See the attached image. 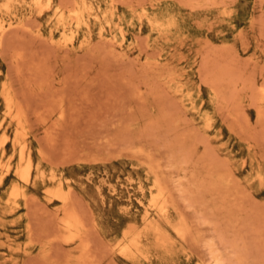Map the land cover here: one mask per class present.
<instances>
[{"label": "rangeland", "instance_id": "1", "mask_svg": "<svg viewBox=\"0 0 264 264\" xmlns=\"http://www.w3.org/2000/svg\"><path fill=\"white\" fill-rule=\"evenodd\" d=\"M30 1L0 0L4 24L18 21L0 37V264H264V0ZM94 13L122 25L128 49L111 43L108 25L99 37ZM21 148L27 184L15 172ZM153 173L168 194L165 244L148 233L143 253L125 255L155 215ZM13 184L23 196L10 195ZM64 209L81 239L67 237Z\"/></svg>", "mask_w": 264, "mask_h": 264}, {"label": "bare ground", "instance_id": "2", "mask_svg": "<svg viewBox=\"0 0 264 264\" xmlns=\"http://www.w3.org/2000/svg\"><path fill=\"white\" fill-rule=\"evenodd\" d=\"M18 1V0H17ZM29 1V0H28ZM33 3H35V4H37V3H39L40 2V0H31ZM30 1V2H31ZM46 1V0H45ZM111 1V0H110ZM114 1V3L116 2L115 0H113ZM4 2V1H3ZM44 2V1H43ZM48 2L50 3V0H48ZM59 2V1H58ZM57 2V3H58ZM74 1H72V3H73ZM90 2H91V0H90ZM152 2H154V1H152ZM180 2V1H179ZM178 2V3H179ZM205 2V1H204ZM28 3V2H27ZM62 3V2H61ZM70 3V2H69ZM117 3V2H116ZM208 3V2H207ZM23 4V3H22ZM41 4V3H40ZM71 4V3H70ZM69 4V5H70ZM85 4H87V3H85ZM96 4V3H95ZM110 4V3H109ZM28 5H30V4H28ZM47 5V4H46ZM72 5H74V3L72 4ZM89 5V4H88ZM14 6H16V5H14ZM37 6V5H36ZM35 6V7H36ZM40 6V5H39ZM45 6V5H44ZM43 6V7H44ZM63 6V5H62ZM62 6H60L59 5V7H62ZM65 6V5H64ZM87 6V5H86ZM150 6H151V4H150ZM185 6V5H184ZM38 7V6H37ZM36 7V8H37ZM78 7V6H77ZM186 7V6H185ZM29 8V7H28ZM57 8V7H56ZM132 8V7H131ZM151 8V7H150ZM192 8V7H191ZM17 9V8H16ZM35 9V8H34ZM46 9V8H45ZM63 9H64V7H63ZM66 9V8H65ZM64 9V10H65ZM72 9H74V7H72ZM91 9V8H90ZM133 9V8H132ZM143 9V8H142ZM141 9V10H142ZM11 10V9H10ZM38 10V9H37ZM36 10V11H37ZM47 10V9H46ZM86 10V9H85ZM89 10V9H88ZM105 10V9H104ZM117 10V9H116ZM230 10V9H229ZM5 11V10H4ZM16 11V10H15ZM29 11V10H28ZM57 11H58V9H57ZM70 11V10H69ZM80 11H82V10H80ZM6 12H8V11H6ZM55 12V11H54ZM68 12V11H67ZM106 12V11H105ZM105 12H104V14H105ZM228 12V11H227ZM227 12H226V14H227ZM29 13V12H28ZM36 14L37 13H39L40 14V12H35ZM69 13V12H68ZM73 13L78 17V15L81 13H79L78 12V10H74L73 11ZM87 13H88V11H87ZM86 13V14H87ZM137 13V12H136ZM231 13V12H230ZM1 14V13H0ZM5 14V13H4ZM30 14V13H29ZM28 14V15H29ZM7 15V14H6ZM55 15V14H54ZM58 15V14H57ZM62 15V14H61ZM70 15H72V14H70ZM69 15V16H70ZM81 15V14H80ZM112 15V14H111ZM138 15V14H137ZM225 15V14H224ZM9 16V15H8ZM32 16V15H31ZM36 16H38V15H36ZM28 17H30V16H28ZM53 17V16H52ZM92 17V16H91ZM94 17L96 18V19H98V20H100L101 21V23H103V25H102V28L100 29V31H99V34H100V38H101V36H104L105 35V25H108V27H109V29H110V31H116V33L119 35V39H117L116 38V35L114 34L109 40L111 41V43H113V44H117L118 46H120L121 48H124V49H128V47H129V45H124V42H125V40H126V37H125V30H124V28L122 27V25L120 24V23H117V24H111V23H109V22H107L106 21V23L105 22H102V20H101V18H100V16L97 14V13H94ZM93 17V18H94ZM58 18V17H57ZM63 18V17H62ZM61 18V19H62ZM72 18H73V16H72ZM71 18V19H72ZM82 18V17H81ZM88 18V17H87ZM87 18H86V20H87ZM29 19V18H28ZM35 19V18H34ZM50 19V18H49ZM20 20H23V19H20ZM32 20V19H31ZM56 20H59V19H56ZM73 20V19H72ZM76 20V19H75ZM84 20V19H83ZM147 20V19H146ZM33 21V20H32ZM81 21V20H80ZM140 21V20H139ZM196 21V20H195ZM16 22H18L17 21V16L15 15V16H13V17H10V19H9V21L7 22V23H5L4 24V20H2L1 18H0V37H1V35L3 34V32L5 31V29H8V28H11L12 26L14 27L15 26V24H16ZM22 22V21H21ZM25 22H27V20L25 21ZM60 22V21H59ZM83 22V21H82ZM150 22H151V24L153 25V24H156L157 26H159V27H162L163 26V23H159V22H156V21H151L150 20ZM57 23H58V21H57ZM67 23V22H66ZM76 23V22H75ZM147 23H149V21H147ZM18 24V23H17ZM27 24V23H26ZM79 24V23H78ZM89 24V23H88ZM105 24V25H104ZM21 24H19V27H22V26H20ZM23 25V24H22ZM28 25V24H27ZM66 25V24H65ZM76 25H77V23H76ZM150 25V24H149ZM24 26V28H27V26L26 25H23ZM79 26V25H78ZM140 26V25H139ZM252 26V25H251ZM12 27V28H13ZM152 27V26H151ZM64 28V27H63ZM88 28V27H87ZM53 29V28H52ZM10 30V29H9ZM70 30V29H69ZM151 30V29H150ZM40 31V30H39ZM109 31V30H108ZM138 31H139V29H138ZM6 32H7V30H6ZM6 32H4L5 34H6ZM69 32V31H68ZM140 32V31H139ZM159 32V31H158ZM70 33H72V32H70ZM4 34V35H5ZM51 36H50V38H52V34H53V32L51 31ZM73 34V33H72ZM237 34H238V32H237ZM62 35V34H61ZM159 35V34H158ZM147 36H148V34H147ZM41 37V36H40ZM63 37H64V35H63ZM161 37V36H160ZM49 38V37H48ZM68 36H67V40H68ZM4 39V38H3ZM71 39H72V36H71ZM86 39V38H85ZM156 39V38H155ZM168 39V38H167ZM107 40V39H106ZM2 41H4V40H2ZM57 41V40H56ZM62 41V40H61ZM68 41H70V40H68ZM89 41H90V39H89ZM71 42V41H70ZM3 43V42H2ZM53 43H54V41H53ZM60 43V42H59ZM65 43V42H64ZM83 43H85V42H83ZM88 43V42H87ZM90 43V42H89ZM82 44V43H81ZM80 44V45H81ZM3 45V44H2ZM59 44H57V46H58ZM61 45V44H60ZM65 44H63V46H64ZM1 46V45H0ZM82 46V45H81ZM132 46V45H131ZM3 47V46H2ZM1 49H3V48H1ZM80 49V48H79ZM61 50V49H60ZM3 51V50H2ZM0 54H2V53H0ZM200 71V70H199ZM6 73V72H5ZM10 74V73H9ZM171 74V73H170ZM173 74V73H172ZM169 75V74H168ZM164 76V75H163ZM173 76V75H172ZM11 77V76H10ZM4 78V77H3ZM168 78V77H167ZM182 78V77H181ZM180 78V79H181ZM6 79V78H5ZM169 80V79H168ZM172 80L174 81V79H173V77H172ZM5 81V80H4ZM9 81V80H8ZM172 81V82H173ZM170 82H171V80H170ZM180 82V81H179ZM201 82H203V81H201ZM8 83V82H7ZM10 83V82H9ZM181 83V82H180ZM176 83H174V85H175ZM179 84V83H178ZM205 84V83H204ZM3 85H5V83L3 84ZM199 85V84H198ZM197 85V86H198ZM6 86V85H5ZM11 86V85H10ZM175 87V86H174ZM181 87V86H180ZM11 88H13V87H11ZM199 88V87H198ZM208 88H209V86H208ZM207 88V89H208ZM15 89V88H14ZM181 90H182V87L180 88ZM262 89V88H261ZM1 90V89H0ZM214 89H212V91H213ZM2 91V90H1ZM13 91V90H12ZM173 92H175L174 90H172ZM187 91V90H186ZM185 91V92H186ZM215 92H216V90H214ZM213 91V92H214ZM15 92V91H14ZM176 92H177V90H176ZM175 92V93H176ZM215 92H214V94H215ZM191 93V92H190ZM14 94V93H13ZM199 94V93H198ZM198 94H197V96H198ZM209 94V93H208ZM1 95H2V93H1ZM15 95V94H14ZM177 95V94H176ZM216 95H219V94H216ZM3 96V95H2ZM182 96H183V94H182ZM4 101H5V103H6V106H7V110H8V117H9V115L11 116V118L13 119V120H15V121H17V124H20L21 123V115L23 114H21L20 112H19V109L16 107L15 108V104L17 103V102H15L14 103V101H16V100H14L13 101V98H12V96H11V94H10V91H9V89H8V87H4ZM213 97H215V96H213ZM220 97V96H219ZM260 97V96H259ZM14 98H15V96H14ZM217 98V97H216ZM210 99V98H209ZM217 99H219V98H217ZM217 99H215V101L217 100ZM261 99H264V88L261 90ZM18 101V100H17ZM261 101H263V100H261ZM202 103V102H201ZM217 104V103H216ZM218 104H219V102H218ZM201 105V104H200ZM214 106H215V104H214ZM201 107V106H200ZM218 107H220V106H218ZM21 108H23L22 106H21ZM188 110V109H187ZM192 110V109H191ZM196 110V109H195ZM193 112V111H192ZM217 112V111H216ZM26 113V112H25ZM21 114V115H20ZM196 116V115H195ZM208 116V115H207ZM5 117V116H4ZM26 117V116H25ZM25 117H24V120H26L25 119ZM200 118V117H199ZM204 118H206V115H205V117ZM210 119V118H209ZM9 121V120H8ZM28 122V121H27ZM208 122V121H207ZM210 123H211V121H209ZM222 122V121H221ZM214 123V122H213ZM9 124V123H8ZM208 124V123H207ZM201 125V124H200ZM210 125V124H209ZM2 126V125H1ZM204 126V125H203ZM203 126H202V128H203ZM15 127V126H14ZM206 128H209L208 126H205ZM17 129V128H16ZM21 127H20V131H21ZM27 129V128H26ZM210 129H211V127H210ZM29 130V129H28ZM2 131H3V129H2ZM1 131V134L5 131H3L2 132ZM18 131V130H17ZM219 131V130H218ZM19 133H23V132H19ZM14 134H15V131H14ZM23 135V134H22ZM1 136H3V135H1ZM8 137V136H7ZM17 137V136H16ZM220 137V136H219ZM20 138H21V136H20ZM3 139H4V137H3ZM18 141V140H17ZM240 141V140H239ZM14 142V141H13ZM3 143H4V140L1 142V144L0 145H3ZM20 143V142H19ZM23 143V142H22ZM24 143H25V141H24ZM16 145V144H15ZM24 146V145H23ZM221 146H223V145H221ZM4 147V146H3ZM12 147V146H11ZM14 147V146H13ZM25 147V146H24ZM247 148V147H246ZM13 149V148H12ZM30 149V148H29ZM226 149V148H225ZM248 150H249V148H248ZM19 151V150H18ZM38 151V150H37ZM255 151V150H254ZM41 152H42V150H41ZM248 152V151H247ZM2 154V153H1ZM41 154H43V153H41ZM231 154V153H230ZM18 155H19V153H18ZM44 155V154H43ZM231 155H233V154H231ZM4 156V155H3ZM37 156V155H36ZM40 156V155H39ZM42 156V155H41ZM19 157V156H18ZM45 157V156H44ZM44 157H42L43 159H45ZM2 158V157H1ZM9 159V158H8ZM20 159H21V162L23 161V163L21 164L20 163V165L17 167V169L15 170V172H16V174L18 175V177L21 179V181H23V182H25L26 184L30 181V178H31V171H32V160H31V157H30V155L28 154V155H26L24 152H23V148H21V152H20ZM250 160H251V158H250ZM10 161H11V159H10ZM19 161V160H18ZM7 162H8V160H7ZM47 162V161H46ZM9 165V164H8ZM10 166H12V164L10 165ZM17 166V165H16ZM15 166V167H16ZM0 167L1 168H6L5 170L7 171L8 170V166H7V164H4V163H2V160H0ZM51 167V166H50ZM257 167H258V165H257ZM37 168V167H36ZM38 168H39V166H38ZM148 169V168H147ZM43 171V170H42ZM147 171V170H146ZM255 171V170H254ZM5 172V171H4ZM151 172H152V170H151ZM156 172V171H155ZM38 174V173H37ZM152 174V173H151ZM153 174H155V173H153ZM259 174V173H258ZM257 174V175H258ZM14 175V174H13ZM34 175V174H33ZM43 175V174H42ZM53 175V174H52ZM149 175V174H148ZM156 175V174H155ZM255 175H256V172H255ZM256 175V176H257ZM1 176V175H0ZM3 176H4V174H3ZM41 176V175H40ZM50 176V175H49ZM17 177V176H16ZM43 177H45V176H43ZM48 177V176H47ZM54 176H52V178H53ZM154 177V176H153ZM2 178V177H1ZM34 178H36V177H34ZM51 177H50V179H52ZM56 178V177H55ZM55 178L53 179V181L55 180ZM258 178H259V175H258ZM39 179H40V177H39ZM153 179V178H152ZM227 179V178H226ZM262 179V178H261ZM38 180V179H37ZM47 180H49V179H47ZM225 180V179H224ZM263 181V180H262ZM43 183V182H42ZM222 183V182H221ZM14 185V184H13ZM61 185V184H60ZM151 186V185H150ZM49 188V187H48ZM151 188V187H150ZM44 189V188H43ZM47 189V188H46ZM55 189H56V187H55ZM10 190V189H9ZM52 190H53V188H52ZM150 190V189H149ZM68 191V190H67ZM66 191V192H67ZM168 191V190H167ZM50 193H52L51 195H53L56 199H58L60 202H61V204H63L64 206H67L68 204V197H70V196H68L67 197V193H69V192H67L66 194L62 191V189H60V188H58V189H56V190H54V191H50ZM149 194H151V197H150V199H149V207L151 206V207H153L152 209H155V212H154V216H153V218L151 219H148V217H146V215L144 216V227L142 226L141 228H143V230L141 231V232H139V233H134L135 235H132V237L129 239V241H128V243L127 244H125L124 246H123V248H122V253L123 254H125V255H129L131 252H138V253H143L142 251H143V244L141 245V239H142V237L145 235H147L148 233H152V234H154L153 236H155V239H156V241L160 244V245H164L165 244V239H164V237H163V235H162V232H161V225L159 224V222H158V220L159 219H161V220H164L165 222H167V223H169L168 222V212H169V201H168V194H167V192H166V190H165V188H164V186L162 185V183H161V181H160V179L157 177V175L155 176V178H154V181H153V183H152V190H151V193H149ZM10 195L14 198V197H18V196H23L24 195V193L21 191V189L18 187V186H15L14 185V187L12 188V190H11V192H10ZM8 196V195H7ZM28 196V195H27ZM49 196V195H48ZM25 197V196H24ZM52 197V196H51ZM53 197V198H54ZM11 198V197H10ZM28 198V197H27ZM54 198V199H55ZM48 199V198H47ZM70 199V198H69ZM16 200V199H15ZM10 201V200H9ZM13 201V200H12ZM27 201V200H26ZM57 201V200H56ZM11 202V201H10ZM15 202V201H14ZM28 202H29V198H28ZM16 203V202H15ZM8 205V204H7ZM11 205H12V203H11ZM70 205V204H69ZM63 206V207H64ZM143 206V205H142ZM28 207H29V205H28ZM173 207V206H172ZM13 208V207H12ZM27 208V207H26ZM27 209H29V208H27ZM26 209V211H28ZM60 209H61V207H60ZM14 210V209H13ZM13 210H12V212H13ZM144 210H145V208H144ZM64 211H66L65 209H64ZM147 211V210H146ZM8 212V211H7ZM150 212V211H149ZM3 213H4V211H3ZM6 213V212H5ZM64 213V212H63ZM1 214H2V212H1ZM27 214H28V212H27ZM149 214V213H148ZM3 215V214H2ZM63 215V214H62ZM152 216V215H151ZM78 217V216H77ZM76 217V215L74 214V213H72V212H70V211H66L65 212V214L62 216V218H61V226H62V228L67 232V237L68 238H80V233H81V228H80V221H79V218H77ZM16 218V217H15ZM27 218H28V216H27ZM19 219H20V216H19ZM29 219V218H28ZM172 219V218H171ZM12 220H14V219H12ZM0 221H1V219H0ZM3 221V220H2ZM29 221V220H28ZM178 221V220H177ZM30 222V221H29ZM28 222V223H29ZM174 222H175V220H174ZM127 223H129L130 224V222H127ZM178 223V222H177ZM143 224V223H142ZM31 225V224H30ZM30 225H29V228H30ZM83 225V224H82ZM83 227V226H82ZM169 227V226H168ZM135 229L137 228V227H134ZM134 228H133V230H134ZM172 228H173V230L175 231V233L178 235V237H184L185 236V233L187 232L186 231V227H184V225L181 223V222H179L178 224H173L172 225ZM28 229V228H27ZM84 229V228H83ZM123 229V228H122ZM125 229V228H124ZM132 229V228H131ZM31 230V229H30ZM162 230H164V228L162 229ZM172 230V231H173ZM132 231V230H131ZM130 230L128 231V232H131ZM138 231V230H137ZM166 231V230H165ZM64 232V231H63ZM66 232H64L65 234H66ZM128 232H126L127 234H129ZM136 232V231H135ZM31 233V234H30ZM30 233H29V236L31 237V235H32V231H30ZM63 233V234H64ZM83 233V232H82ZM85 233V232H84ZM164 233H166V232H164ZM5 234V233H4ZM22 234V233H21ZM130 234H132V233H130ZM169 234V233H168ZM175 234V235H176ZM2 235V234H1ZM5 235H7V234H5ZM125 235V234H124ZM166 235V234H165ZM176 235V236H177ZM81 236H83V235H81ZM152 236V237H153ZM63 237V236H62ZM66 237V238H67ZM121 237V236H120ZM123 237V236H122ZM127 237V236H126ZM125 237V238H126ZM172 237V236H171ZM7 238V237H6ZM68 238L67 239H65L66 241L68 240ZM124 238V237H123ZM129 238V237H128ZM8 239V238H7ZM30 239H32V238H30ZM81 239V238H80ZM119 239V238H118ZM145 239V238H144ZM175 239V238H174ZM34 240V239H33ZM73 240H75V239H73ZM72 240V241H73ZM82 240H83V237H82ZM123 240V239H122ZM146 240V239H145ZM173 240V239H172ZM184 240V239H183ZM186 240V239H185ZM31 240H28V242H30ZM70 241V240H69ZM69 241H67V242H69ZM81 241V240H80ZM79 241V242H80ZM148 241V240H147ZM175 241H176V239H175ZM175 241H174V243H175ZM182 241V240H181ZM10 241H8V243H9ZM64 242V241H63ZM149 242V241H148ZM176 242H178V241H176ZM183 242H185V241H183ZM12 243V242H11ZM71 243V242H70ZM82 243V242H81ZM31 244H33V243H31ZM120 244V243H119ZM167 244H170V243H167ZM28 245V244H27ZM78 245V244H77ZM82 245V244H81ZM8 246H10V245H7V247ZM76 246V245H75ZM78 246H80V244L78 245ZM118 246V245H117ZM143 246V247H142ZM149 246V245H148ZM152 246H154V245H152ZM172 246V245H171ZM176 246V245H175ZM11 247V246H10ZM9 247V248H10ZM21 247V246H20ZM19 247V248H20ZM147 247V246H146ZM167 247H168V245H167ZM173 247V246H172ZM182 247V246H181ZM24 248V247H23ZM116 248V247H115ZM114 248V249H115ZM155 248V247H154ZM169 248V247H168ZM183 248H184V246H183ZM10 249H12V247L10 248ZM9 249V250H10ZM173 248H171L170 250H172ZM180 249V248H179ZM186 249V248H185ZM184 249V250H185ZM14 250V249H13ZM15 250H17V248H15ZM15 250L13 251V252H15ZM24 250V249H23ZM162 250V249H161ZM18 251V250H17ZM44 251V250H43ZM163 251V250H162ZM187 251V250H186ZM42 252V251H41ZM45 252V251H44ZM43 252V253H44ZM146 251L144 250V253H145ZM172 252V251H171ZM23 253V252H22ZM117 253H118V251H117ZM121 253V254H122ZM147 253V252H146ZM166 253H168V252H166ZM187 253V252H186ZM185 253V254H186ZM5 254V253H4ZM170 254V253H169ZM189 254V253H188ZM146 255V254H145ZM159 255V254H158ZM161 255H163L162 253H161ZM160 255V256H161ZM166 255V254H165ZM11 256V255H10ZM121 256V255H120ZM140 256V255H139ZM147 256V255H146ZM149 256V255H148ZM147 256V257H148ZM171 256V255H170ZM141 257V256H140ZM155 257H157V256H155ZM135 258V257H134ZM185 258V257H184ZM11 259V258H10ZM186 259V258H185ZM135 260H137V259H135ZM147 260H148V258H147ZM150 260V259H149ZM188 260V259H187ZM213 264H222L219 260H218V258H216V257H213ZM129 261V260H128ZM135 262V261H134ZM133 262V263H134ZM147 262V261H146ZM173 263V262H172ZM201 263V262H200ZM135 264H136V262H135ZM174 264V263H173Z\"/></svg>", "mask_w": 264, "mask_h": 264}]
</instances>
